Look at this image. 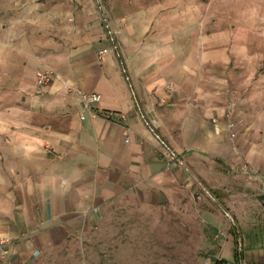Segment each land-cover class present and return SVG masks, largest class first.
Returning a JSON list of instances; mask_svg holds the SVG:
<instances>
[{"label":"crops","instance_id":"0c3cea01","mask_svg":"<svg viewBox=\"0 0 264 264\" xmlns=\"http://www.w3.org/2000/svg\"><path fill=\"white\" fill-rule=\"evenodd\" d=\"M73 6L0 5V69L10 62L15 71L14 95L0 97V238L8 239L0 261L43 264L112 214L188 198L184 225L201 220L203 242L218 246L212 264H229L227 245L235 264H264V133L255 125L240 130L242 105L231 111L200 93L204 100L185 104L186 72L149 68L154 55L144 43H136L137 60L126 66L110 49L107 24ZM99 48L109 49L100 60ZM43 67L55 75L37 87L34 73ZM168 78L178 89L165 91L160 100L168 106H160L155 96ZM64 81L98 92L99 108L122 112L125 121L87 111L81 118ZM227 121L237 129L235 144ZM168 148L182 166L167 167ZM190 186L201 201L195 210Z\"/></svg>","mask_w":264,"mask_h":264},{"label":"rangeland","instance_id":"374dc122","mask_svg":"<svg viewBox=\"0 0 264 264\" xmlns=\"http://www.w3.org/2000/svg\"><path fill=\"white\" fill-rule=\"evenodd\" d=\"M0 5H74L81 12L90 11L97 23L104 21L109 27L110 49L120 51L126 66L137 60L136 43H144L154 55L149 68L186 72L185 104L204 100L200 93L211 100L221 98L231 111L242 105L240 130L255 125L256 133H264V0H0ZM74 16L69 13L68 21ZM137 34L143 41L136 42ZM102 49H94L99 60L106 54H100ZM5 65L7 69H0V97L15 93L9 73L15 72L14 65ZM178 85L168 78L155 96L156 103L168 106L160 96L166 86L174 91ZM227 131L235 144L237 129ZM189 189L195 210L201 201L194 186ZM185 200L178 206L166 201L159 209L142 213L112 214L84 231L76 246L53 252L43 264H212L218 246L203 242L199 218L184 225L190 214L182 209L188 205ZM214 229L210 232L215 235ZM223 253L229 264H235L228 245Z\"/></svg>","mask_w":264,"mask_h":264},{"label":"built area","instance_id":"2783aa9c","mask_svg":"<svg viewBox=\"0 0 264 264\" xmlns=\"http://www.w3.org/2000/svg\"><path fill=\"white\" fill-rule=\"evenodd\" d=\"M111 38H112V36H111ZM114 48H116V47H114ZM106 51H107V49H102L99 52H100V54H104V53H106ZM54 75H55V73L50 68H45V67L38 68L34 73V84L37 87L47 85L48 83L51 82ZM62 89L65 93L72 94L79 101L80 109H81V113H80L81 118H83V111H87L92 117L102 116L105 119L115 121L117 123H122L125 121L124 113L118 112V111H113L110 109L99 108V102L101 100V95L98 92L84 91L80 87H78L76 85H72L67 81H64L62 83ZM166 90L170 91L171 87L166 86ZM212 121L217 122V120L215 118H213ZM233 125L234 124L232 121H227V123H226L228 130H232ZM125 129H127V128H125ZM127 141H128V135H126V137H125V142H127ZM161 142H162V144L165 145L164 141L161 140ZM164 153L168 154V156L170 157V160L167 163V167H177V166L183 165L181 155H179L174 150H169V148H168V149L164 150ZM242 170L245 172H248L249 169H248L247 165H243ZM7 242H8V239L0 238V257H1V259H6V257L8 256Z\"/></svg>","mask_w":264,"mask_h":264},{"label":"trees","instance_id":"16d2710c","mask_svg":"<svg viewBox=\"0 0 264 264\" xmlns=\"http://www.w3.org/2000/svg\"><path fill=\"white\" fill-rule=\"evenodd\" d=\"M239 248V247H238ZM238 252H240L239 249H237ZM237 255V253H235ZM214 264H226L224 260H214Z\"/></svg>","mask_w":264,"mask_h":264}]
</instances>
